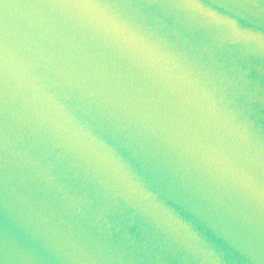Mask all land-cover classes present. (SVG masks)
Masks as SVG:
<instances>
[{
    "label": "water",
    "instance_id": "95a60500",
    "mask_svg": "<svg viewBox=\"0 0 264 264\" xmlns=\"http://www.w3.org/2000/svg\"><path fill=\"white\" fill-rule=\"evenodd\" d=\"M0 264H264V0H0Z\"/></svg>",
    "mask_w": 264,
    "mask_h": 264
},
{
    "label": "snow or ice",
    "instance_id": "6c2138e0",
    "mask_svg": "<svg viewBox=\"0 0 264 264\" xmlns=\"http://www.w3.org/2000/svg\"><path fill=\"white\" fill-rule=\"evenodd\" d=\"M197 2L202 6V0H197ZM209 15H211V13H209Z\"/></svg>",
    "mask_w": 264,
    "mask_h": 264
}]
</instances>
